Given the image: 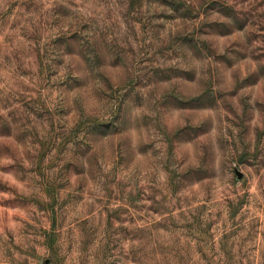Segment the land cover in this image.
<instances>
[{
    "label": "rangeland",
    "instance_id": "rangeland-1",
    "mask_svg": "<svg viewBox=\"0 0 264 264\" xmlns=\"http://www.w3.org/2000/svg\"><path fill=\"white\" fill-rule=\"evenodd\" d=\"M0 264H264V0H0Z\"/></svg>",
    "mask_w": 264,
    "mask_h": 264
}]
</instances>
